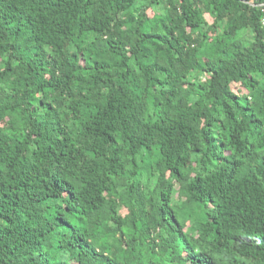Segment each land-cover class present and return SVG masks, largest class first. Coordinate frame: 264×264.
<instances>
[{"label":"trees","instance_id":"16d2710c","mask_svg":"<svg viewBox=\"0 0 264 264\" xmlns=\"http://www.w3.org/2000/svg\"><path fill=\"white\" fill-rule=\"evenodd\" d=\"M0 264H264V0H0Z\"/></svg>","mask_w":264,"mask_h":264},{"label":"clouds","instance_id":"9594fccd","mask_svg":"<svg viewBox=\"0 0 264 264\" xmlns=\"http://www.w3.org/2000/svg\"><path fill=\"white\" fill-rule=\"evenodd\" d=\"M213 258L207 259V260H201V262H209L211 261Z\"/></svg>","mask_w":264,"mask_h":264},{"label":"rangeland","instance_id":"374dc122","mask_svg":"<svg viewBox=\"0 0 264 264\" xmlns=\"http://www.w3.org/2000/svg\"><path fill=\"white\" fill-rule=\"evenodd\" d=\"M207 20L212 23V19L209 16H206Z\"/></svg>","mask_w":264,"mask_h":264}]
</instances>
